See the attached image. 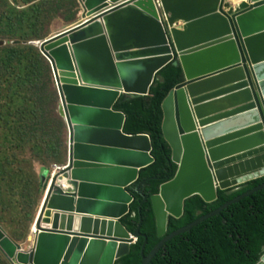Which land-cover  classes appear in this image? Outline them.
Wrapping results in <instances>:
<instances>
[{
    "label": "water",
    "instance_id": "obj_1",
    "mask_svg": "<svg viewBox=\"0 0 264 264\" xmlns=\"http://www.w3.org/2000/svg\"><path fill=\"white\" fill-rule=\"evenodd\" d=\"M78 1L81 22L37 45L66 124L67 163L46 187L31 250L0 229V251L11 264H116L145 239L140 227L130 234L121 220L134 202L127 190L154 163L151 141L124 134L126 117L114 106L122 97H148L172 64L183 82L162 104L161 130L177 172L150 199L161 239L147 257L142 249V264H151L168 242L264 190L167 235L169 219L184 216L187 200L213 204L220 192L264 179V0H159V10L155 0ZM50 214L53 228L44 226ZM66 216L73 226L59 228ZM83 218L115 223L130 239L82 232Z\"/></svg>",
    "mask_w": 264,
    "mask_h": 264
},
{
    "label": "rangeland",
    "instance_id": "obj_2",
    "mask_svg": "<svg viewBox=\"0 0 264 264\" xmlns=\"http://www.w3.org/2000/svg\"><path fill=\"white\" fill-rule=\"evenodd\" d=\"M81 12L78 0H0V41L38 53L39 43L81 22ZM10 56L0 51V229L28 252L46 187L67 163L68 133L47 63L29 74L27 60ZM0 264H10L1 251Z\"/></svg>",
    "mask_w": 264,
    "mask_h": 264
},
{
    "label": "trees",
    "instance_id": "obj_3",
    "mask_svg": "<svg viewBox=\"0 0 264 264\" xmlns=\"http://www.w3.org/2000/svg\"><path fill=\"white\" fill-rule=\"evenodd\" d=\"M12 45L0 48V51L5 50L10 53V59L27 60L29 68L25 71L29 74L36 69L37 63L46 62L53 77L51 66L38 47L39 54L32 46L20 43ZM26 52L33 53L34 62L31 63L32 59L24 56ZM182 82L181 68L170 64L158 74L148 97L133 99L122 97L114 106V111L126 117L124 134L147 135L150 138L151 156L154 159L151 166L140 172L137 183L127 190L134 198V202L130 206L129 214L121 220L122 226L130 234L140 227L139 233L146 240L140 238L131 246L129 254L116 264H142V249L144 248L143 254L147 257L161 241L157 237L150 199L158 195L160 187L172 181L177 172V167L171 162V150L162 135V104L169 93ZM58 117L60 119L58 121L62 120L61 122L65 124L59 114ZM263 185L264 179H261L244 185L238 191L220 192L218 201L213 204L205 203L200 197L187 200L184 204V216L178 220L169 219L167 235L188 227L227 203ZM138 188H140L139 192ZM145 241L146 245H144ZM263 255L264 190L230 207L220 216L201 224L191 233L168 242L151 264H258Z\"/></svg>",
    "mask_w": 264,
    "mask_h": 264
},
{
    "label": "bare ground",
    "instance_id": "obj_4",
    "mask_svg": "<svg viewBox=\"0 0 264 264\" xmlns=\"http://www.w3.org/2000/svg\"><path fill=\"white\" fill-rule=\"evenodd\" d=\"M227 1L231 5H238L239 3H241L242 1H245V0H227ZM159 3H160V1H159ZM155 6H156L157 10H159V8L161 9V3H160V6H157L156 4H155ZM60 80L61 81H66L67 78L65 76H63V75H60ZM213 126H215V125H213ZM58 170H59V168H56V170H55L56 173H57ZM63 190H64V192H68L70 189L67 186H65V184H64ZM68 217H70V216H66V217L61 218V219H59L57 221V224L59 225V228L68 229V228H71L73 226L75 220L72 221ZM72 217H74V216H72ZM54 219H55V216L53 214H50L48 217L46 215V217L44 218V221H45L44 226L53 228L54 227V223H56V221H54ZM57 219L58 218H56V220ZM81 230H82V232L86 231V233H89L91 235H105L106 237L116 238V239L121 240V241H127V240L130 239L121 230V228L119 226H117L115 223L111 224L109 221H103L101 219H95V218L86 219V218H83ZM32 232L34 234L36 233L34 225H33V228L31 229V234H32ZM34 234H32V235H34Z\"/></svg>",
    "mask_w": 264,
    "mask_h": 264
},
{
    "label": "built area",
    "instance_id": "obj_5",
    "mask_svg": "<svg viewBox=\"0 0 264 264\" xmlns=\"http://www.w3.org/2000/svg\"><path fill=\"white\" fill-rule=\"evenodd\" d=\"M155 4H156L157 6H160V3H159L158 0H155ZM34 235H35V234H34Z\"/></svg>",
    "mask_w": 264,
    "mask_h": 264
},
{
    "label": "crops",
    "instance_id": "obj_6",
    "mask_svg": "<svg viewBox=\"0 0 264 264\" xmlns=\"http://www.w3.org/2000/svg\"><path fill=\"white\" fill-rule=\"evenodd\" d=\"M81 20V19H80ZM80 23V21L78 22V24ZM77 24V25H78ZM76 26V25H75ZM74 27V26H73ZM242 187H244V186H242ZM242 187H240V188H238V189H235V191H238V190H240Z\"/></svg>",
    "mask_w": 264,
    "mask_h": 264
}]
</instances>
